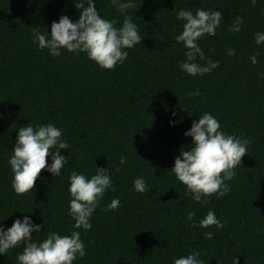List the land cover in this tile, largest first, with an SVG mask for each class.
Here are the masks:
<instances>
[{"label": "trees", "instance_id": "1", "mask_svg": "<svg viewBox=\"0 0 264 264\" xmlns=\"http://www.w3.org/2000/svg\"><path fill=\"white\" fill-rule=\"evenodd\" d=\"M136 5L129 13L134 11L140 44L127 50L123 64L103 69L84 53L61 49L52 57L32 41L33 27L45 32L61 15L78 19L73 0H0V224L9 227L14 219L31 216L37 224L43 220L33 240L49 231L69 234L74 223L66 214L69 172L90 176L95 166L107 167L115 190L105 192L91 228L77 229L85 256L73 264H172V257L193 250L205 264H235V257L237 264H264V77L258 75L264 72V44L256 45L253 37L264 32V0H136ZM96 7L105 18L122 20L109 0H96ZM180 8L222 13L216 35L199 40L205 55L219 61L203 76H188L178 67L184 49L173 36L182 30L175 17ZM236 15L243 24L231 32ZM228 48L235 55L228 56ZM254 52H259L256 64L249 60ZM197 89L201 96L185 95ZM204 111L225 132L251 143L236 176L226 182L229 192L212 194L201 205L185 196V186L168 169L181 148L190 146L191 137L182 133ZM28 122L62 129L69 148L60 154L68 163L55 177L41 169L32 190L17 194L7 159L18 127ZM122 154L126 163L119 165ZM137 175L149 192L131 190ZM116 196L120 206L104 210ZM209 209L226 221L222 229L189 227L188 211L199 219ZM207 231L213 232L211 239L204 236ZM22 248L0 255V264H16Z\"/></svg>", "mask_w": 264, "mask_h": 264}, {"label": "clouds", "instance_id": "2", "mask_svg": "<svg viewBox=\"0 0 264 264\" xmlns=\"http://www.w3.org/2000/svg\"><path fill=\"white\" fill-rule=\"evenodd\" d=\"M109 2L121 14L122 20L102 16L96 7V0H73L78 19L72 21L69 16L61 15L58 20L51 22L50 31L45 32L33 27V43L39 50L47 49L52 57L61 55V49L73 54L84 53L103 69L123 64L128 56L127 50L140 44L142 39L133 19L137 9L136 0ZM250 3L255 4L256 0H250ZM129 9L134 11L130 14ZM175 17L183 22L182 30L173 36L174 41L184 49V58L178 62L179 69L188 76H203L217 68L219 61L205 55L199 40L205 35H216V29L222 22V13L214 9L196 8L193 11L191 8H180L175 12ZM242 24L243 18L236 15L229 31L239 32ZM253 37L256 45L264 44V32L257 31ZM226 52L228 56L235 55L232 48L226 49ZM258 55L259 52H254L249 57L252 64L257 63ZM258 75L264 77V72ZM185 95L193 98L201 96V92L197 89ZM186 111L189 115L194 113ZM171 115L176 116V113L172 112ZM176 122L170 120L169 124ZM182 135L191 137L190 146L188 150L181 148L168 170L185 186V196L190 195L194 202L204 205L212 194L217 198L226 195L231 187L226 182L236 176L235 168L241 164V157L248 153L251 139L225 132L219 120L207 111L198 114V118L191 121L190 127ZM68 148L62 129L53 123L28 122L19 126L11 155L7 159L12 173V190L17 194L31 191L41 169L53 177L59 176L61 169L68 163V158L60 154V150ZM46 156L49 157L48 161ZM126 159L122 154L119 165L125 164ZM119 165L116 171H119ZM67 180L70 199L66 214L74 221L73 230L66 235L49 231L43 239L33 240V233L41 231L43 220L37 224L31 216H22L14 219L9 227L0 224V255L23 244L22 250L15 255L16 264H73L77 258L85 256V245L77 229L91 228L90 218L105 192L115 190L111 172L107 167L97 166L90 176L72 170ZM131 190L143 194L149 192L150 188L144 177L137 175L132 180ZM119 206L120 198L116 196L103 208L108 211ZM195 217L194 211L187 212L185 219L190 222L189 227L207 228L214 225L219 230L226 223L218 219L211 209L202 218ZM204 236L211 239L213 232L207 231ZM199 256V251L193 250L187 255L172 257V264H205Z\"/></svg>", "mask_w": 264, "mask_h": 264}]
</instances>
